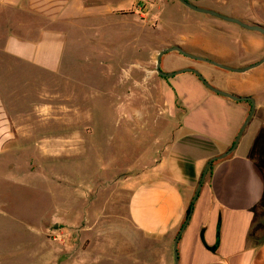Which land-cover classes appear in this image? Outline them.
Here are the masks:
<instances>
[{"label": "crops", "instance_id": "0c3cea01", "mask_svg": "<svg viewBox=\"0 0 264 264\" xmlns=\"http://www.w3.org/2000/svg\"><path fill=\"white\" fill-rule=\"evenodd\" d=\"M143 1L140 8L145 15L163 11L164 17L168 16L166 22L172 24L174 13L182 4L179 0ZM252 1L253 10L242 13L198 6L249 24L264 25V0ZM135 2L0 0V264H75L72 239L58 242L56 237L45 232L54 219L14 223L12 235L9 234L8 215L3 210L12 205L8 193L21 186L18 173L36 171L39 168L36 159L51 161L56 156L39 153L35 158L34 154H21L32 140L34 146L41 141L25 136L24 130L30 126L26 124L23 110L12 106L11 85L3 81L9 76L11 81H18L19 89L30 100L28 105L39 104L35 99L46 95L42 81L61 71L69 44L73 50L92 46L99 51L97 59H91L88 52V56L83 57L87 72H91L89 66L92 64L100 79H120L122 70L135 71L130 64L123 69L121 58H106L107 52L114 55L115 50L121 48V37H116L121 33H128L131 44L135 42L137 49L144 47L142 39L151 44L147 60L141 63L142 67H147L153 54L154 31L146 20L139 23L134 18L137 15L132 10ZM105 17L110 18L107 24L91 21V18ZM202 21L205 25L190 35L170 36L167 47L180 45L194 55L233 68L244 67L264 57V34L212 15L205 16ZM93 33L100 35L97 38L91 35ZM174 57L173 54L167 57L168 71L195 67L216 87L240 96H252L255 101L257 90L264 85V63L245 73H226L223 71L227 70L210 64L176 67ZM163 93L172 114L169 137L154 151L153 163L141 169L136 165L133 173L126 175L127 182L120 189L130 192L125 220L134 233L117 234L115 246L124 241L123 248L99 249L97 261L92 264H154L155 257L161 258L157 264H174V240L186 220L187 209L205 167L212 157L232 146L251 107L248 101H234L216 94L191 72L168 78ZM48 94L58 96L56 91ZM103 95L111 96L107 90ZM101 111L120 113L121 105L106 103ZM263 119L258 102L235 151L210 168L190 221L180 237L178 264H264V141L259 151L256 152L255 147L257 140L264 139ZM100 123L106 125L103 121ZM72 147L74 149V145ZM71 156L66 155L67 159ZM24 158L29 159L26 168H23ZM55 170L52 168L50 172L57 173ZM129 178H137L131 187L129 181L133 180ZM122 219L116 217L115 223H121ZM10 238L15 240L12 244L8 243ZM84 259L76 264H90Z\"/></svg>", "mask_w": 264, "mask_h": 264}, {"label": "rangeland", "instance_id": "374dc122", "mask_svg": "<svg viewBox=\"0 0 264 264\" xmlns=\"http://www.w3.org/2000/svg\"><path fill=\"white\" fill-rule=\"evenodd\" d=\"M135 1L136 6L132 10L137 15L134 18L139 23L146 20L153 26L154 31L153 54L147 67H142L141 63L147 60L151 44L142 39L144 47L137 49L135 42L131 44L129 34L121 33L116 35L117 39L121 37V48L115 50L114 55L107 52L106 58H121L123 69L130 64L135 71L129 73L122 70L120 79H100L92 64L89 66L91 72H87V66H83V57L89 55L91 59H97L99 51L92 46L80 51L73 50L69 44L65 50L61 71L42 81V90L46 91L43 92L46 95L40 100L35 99V103L40 101L39 104L28 105L30 100L19 89L18 81H11L10 76L3 81L9 83V87L11 85L12 106L23 110L26 124L30 126L24 130L25 136L41 141L40 145L34 146L31 144L32 140L21 154H34L35 158H38L39 153L56 156L51 161H40L38 158L36 161L39 168L36 171L25 170L18 173L21 186L19 190L8 193L12 205L3 210L8 215L9 234L12 235L14 223L20 224L29 219L32 223H38L41 218L47 217L54 219L47 225L45 232L51 234L52 238L56 237L58 242L72 239L75 264L81 262L83 257L90 264L96 262L99 249L123 248L124 241L115 246V236L119 233H134L125 220L128 216L130 192H121V186L127 182L126 175L133 173L135 167L141 169L153 163L151 159L156 156L153 155L154 151L167 140L172 126V114L163 93V86L168 78L156 72L158 53L169 45L167 39L170 36L190 35L193 30L201 29L205 25L202 19L209 16L182 3L181 9H176L173 15L172 24L170 21L166 22L168 16L165 18L163 11H155L152 16L145 15L144 9L140 8L144 1ZM252 2L198 0L194 4L214 7L223 12L236 10L242 13L253 10ZM158 5H162V2H158ZM109 19L91 18V21L107 24ZM100 33L103 35V32ZM100 33L91 35L98 38ZM111 35L113 34H109ZM171 54L175 56L173 65L176 67L209 64L177 54V51L168 52L162 59L164 71H168L167 57ZM262 68L264 70V66ZM54 90L58 96L51 97L48 93L55 92ZM104 90L110 92L111 96L104 97ZM256 96V105L259 102L263 116L264 85L257 90ZM106 103L121 105V112H100ZM100 121L106 125H101ZM117 121L121 124L116 125ZM263 141L261 137L256 152L260 150ZM68 153L72 156L67 159ZM24 159L26 161L22 162L23 168H26L29 159ZM52 168L57 173L50 172ZM53 178L56 180L53 181ZM130 180H133L129 181L130 187L137 182V178ZM116 217L123 218V221L115 223ZM14 241V238H10L8 243L12 244ZM160 259L155 257L154 264Z\"/></svg>", "mask_w": 264, "mask_h": 264}, {"label": "water", "instance_id": "95a60500", "mask_svg": "<svg viewBox=\"0 0 264 264\" xmlns=\"http://www.w3.org/2000/svg\"><path fill=\"white\" fill-rule=\"evenodd\" d=\"M181 3H183L185 6H187L188 8L192 9V10H195L197 12H201V13H205V14H209V15H212L214 17H217V18H220L222 20H225V21H228V22H231V23H235L245 29H248V30H254V31H257V32H260L262 34H264V25L263 24H259V23H252V24H249L247 22H244L243 20L239 19V18H236V17H233V16H229V15H226V14H223V13H220L216 10H213V9H210V8H204V7H200L196 4H194V1H198V0H179ZM172 51H177L179 53H181L182 55L188 57V58H191L193 60H198V61H203V62H207L211 65H214L216 67H219L221 69H224V70H227V71H231V72H236V73H245V72H248L256 67H259L260 65H262L264 63V57H262L261 59H259L258 61L254 62V63H251L249 65H246L244 67H240V68H233V67H230V66H227L223 63H220V62H217L215 60H212V59H209L207 57H203V56H197V55H194L188 51H186L184 48H182L180 45H173V46H169L167 48H164L162 49L159 53H158V56H157V61H156V72L164 77V78H170V77H173V76H176V75H179V74H183V73H186V72H191V73H194L200 80L201 82L208 88L210 89L211 91L215 92L216 94H219V95H222L224 97H227L231 100H234V101H248L250 102L251 104V107H250V111L239 131V133L237 134L232 146L225 152L217 155V156H214L212 157L208 164L206 165L205 167V170L203 172V175L201 177V180L196 188V191H195V194L192 198V202H191V205H190V211L186 217V220L184 222V224L182 225L181 229L179 230L175 240H174V244H173V253H174V264H178L179 263V251H178V244H179V240H180V237L183 233V231L185 230L187 224L189 223L190 221V218L192 216V213H193V210H194V205H195V202L197 201L198 197H199V194L201 192V189L203 187V184L205 182V179L209 173V170L210 168L213 166V164L217 161H220V160H223L227 157H229L234 151L235 149L237 148V146L239 145V142H240V139L243 135V132L245 130V128L247 127L248 123L250 122L251 118L253 117L254 113H255V110H256V101H255V98L252 97V96H240V95H237V94H233V93H230V92H227L225 90H222L218 87H216L215 85H213L211 82H209V80H207V78L203 75V73L195 68V67H185V68H181V69H178V70H175V71H164L162 69V59H163V56L165 54H167L168 52H172ZM217 248V244L212 248L213 250H215Z\"/></svg>", "mask_w": 264, "mask_h": 264}, {"label": "trees", "instance_id": "16d2710c", "mask_svg": "<svg viewBox=\"0 0 264 264\" xmlns=\"http://www.w3.org/2000/svg\"><path fill=\"white\" fill-rule=\"evenodd\" d=\"M260 139H261V138H260ZM260 139L257 140V142H255V147H256V148H257L258 144L260 143ZM189 211H190V206H189V208L187 209V214H186V215H188Z\"/></svg>", "mask_w": 264, "mask_h": 264}]
</instances>
